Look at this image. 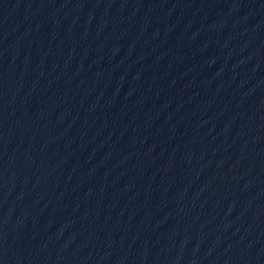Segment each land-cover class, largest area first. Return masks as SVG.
<instances>
[{
  "label": "water",
  "instance_id": "1",
  "mask_svg": "<svg viewBox=\"0 0 264 264\" xmlns=\"http://www.w3.org/2000/svg\"><path fill=\"white\" fill-rule=\"evenodd\" d=\"M0 264H264V0H0Z\"/></svg>",
  "mask_w": 264,
  "mask_h": 264
}]
</instances>
